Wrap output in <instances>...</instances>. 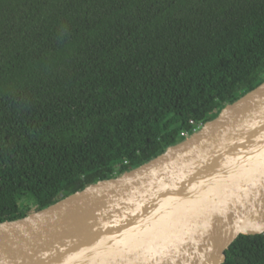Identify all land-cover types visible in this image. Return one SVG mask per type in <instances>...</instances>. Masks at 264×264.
Returning <instances> with one entry per match:
<instances>
[{"label": "trees", "instance_id": "1", "mask_svg": "<svg viewBox=\"0 0 264 264\" xmlns=\"http://www.w3.org/2000/svg\"><path fill=\"white\" fill-rule=\"evenodd\" d=\"M262 82L264 0H0V222L150 161ZM225 252L264 264V237Z\"/></svg>", "mask_w": 264, "mask_h": 264}, {"label": "water", "instance_id": "2", "mask_svg": "<svg viewBox=\"0 0 264 264\" xmlns=\"http://www.w3.org/2000/svg\"><path fill=\"white\" fill-rule=\"evenodd\" d=\"M263 231L264 82L150 161L0 222V264H224Z\"/></svg>", "mask_w": 264, "mask_h": 264}, {"label": "rangeland", "instance_id": "3", "mask_svg": "<svg viewBox=\"0 0 264 264\" xmlns=\"http://www.w3.org/2000/svg\"><path fill=\"white\" fill-rule=\"evenodd\" d=\"M201 126H199V128H200ZM198 128V129H199ZM197 129V130H198ZM37 206V203L36 202H34V201H31V202H28V203H25L24 205H23V209H27V208H31V209H33V208H35Z\"/></svg>", "mask_w": 264, "mask_h": 264}, {"label": "built area", "instance_id": "4", "mask_svg": "<svg viewBox=\"0 0 264 264\" xmlns=\"http://www.w3.org/2000/svg\"><path fill=\"white\" fill-rule=\"evenodd\" d=\"M201 125H202V124H200L199 126H201ZM199 126H197L196 128H194V131H196V130L199 128ZM182 136H188V133L183 132V133H182ZM262 235H263V237H264V231H263Z\"/></svg>", "mask_w": 264, "mask_h": 264}]
</instances>
